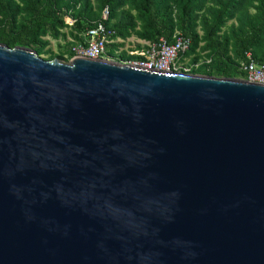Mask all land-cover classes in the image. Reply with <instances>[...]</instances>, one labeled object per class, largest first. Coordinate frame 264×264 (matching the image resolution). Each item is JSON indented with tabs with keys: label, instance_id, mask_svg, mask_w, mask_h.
Segmentation results:
<instances>
[{
	"label": "water",
	"instance_id": "1",
	"mask_svg": "<svg viewBox=\"0 0 264 264\" xmlns=\"http://www.w3.org/2000/svg\"><path fill=\"white\" fill-rule=\"evenodd\" d=\"M0 264H264V83L0 43Z\"/></svg>",
	"mask_w": 264,
	"mask_h": 264
},
{
	"label": "trees",
	"instance_id": "2",
	"mask_svg": "<svg viewBox=\"0 0 264 264\" xmlns=\"http://www.w3.org/2000/svg\"><path fill=\"white\" fill-rule=\"evenodd\" d=\"M105 7L108 17L102 19ZM65 16L73 19L72 25ZM99 21L114 38L134 33L147 41L163 38L172 43L179 31L190 39L180 60L192 55L190 64L199 63L191 73L246 78L240 70L246 53L264 64V0H0V43L31 48L39 56L47 52V60L61 59V54L46 49L45 36L64 37L61 29L69 27L77 40ZM71 43L67 42L69 57ZM112 46L108 45L110 55Z\"/></svg>",
	"mask_w": 264,
	"mask_h": 264
},
{
	"label": "built area",
	"instance_id": "3",
	"mask_svg": "<svg viewBox=\"0 0 264 264\" xmlns=\"http://www.w3.org/2000/svg\"><path fill=\"white\" fill-rule=\"evenodd\" d=\"M107 17L108 9L105 7L102 10L101 18L106 19ZM64 19L68 25H72L73 19L71 17L65 16ZM112 35L113 31L107 29L101 21L97 22L79 34L80 38L71 43L70 59L78 57L104 58L148 69L184 73H191V68L197 67L199 64L186 65L180 60V55L189 47L190 39L183 36L179 31L175 32L172 43H167L163 38H160L158 41L147 43L143 47L122 46L121 41ZM108 45H113L110 48L113 55L108 53ZM122 53L126 54L125 58L120 57ZM246 58L240 63V70L245 72L246 79L264 83V64L256 63L250 59L249 53H246Z\"/></svg>",
	"mask_w": 264,
	"mask_h": 264
},
{
	"label": "rangeland",
	"instance_id": "4",
	"mask_svg": "<svg viewBox=\"0 0 264 264\" xmlns=\"http://www.w3.org/2000/svg\"><path fill=\"white\" fill-rule=\"evenodd\" d=\"M72 29L69 27H64L61 29V32L65 33V36H59L58 38H52L50 36H45V38H47L49 40V45L46 47V49H49L53 54L58 55L61 54L62 58L61 60L63 61H68L70 59L68 52H67V42L74 41V37L71 35L70 31ZM73 33H75L76 31L73 30ZM120 41L122 46H130V47H143L146 46L147 43H150L151 41H147L141 38H138L136 36V34L132 33L131 35L127 36L126 38H121V37H117ZM199 54H203L202 51H198ZM49 53L44 52L42 53L40 56L42 58L47 59L48 58ZM192 56V55H191ZM186 57L183 62L187 65L190 64V58ZM205 62H208V60L206 59ZM235 78H241L239 76L235 77Z\"/></svg>",
	"mask_w": 264,
	"mask_h": 264
}]
</instances>
